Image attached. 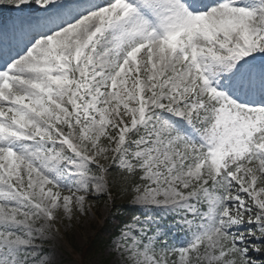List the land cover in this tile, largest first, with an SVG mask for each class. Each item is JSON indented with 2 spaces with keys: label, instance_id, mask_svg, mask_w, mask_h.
<instances>
[{
  "label": "snow or ice",
  "instance_id": "6c2138e0",
  "mask_svg": "<svg viewBox=\"0 0 264 264\" xmlns=\"http://www.w3.org/2000/svg\"><path fill=\"white\" fill-rule=\"evenodd\" d=\"M101 199L106 264H264V0H0V264Z\"/></svg>",
  "mask_w": 264,
  "mask_h": 264
},
{
  "label": "rangeland",
  "instance_id": "374dc122",
  "mask_svg": "<svg viewBox=\"0 0 264 264\" xmlns=\"http://www.w3.org/2000/svg\"><path fill=\"white\" fill-rule=\"evenodd\" d=\"M126 200H118L117 207L126 203ZM128 204L132 206L129 202ZM133 207V206H132ZM111 204L101 199L89 209L87 216H76L71 221H63L61 224V239L55 242L56 255L59 264H106L112 257L109 253L110 243L100 248L94 255L82 259L80 250L84 248L88 239L98 229L102 222L110 217Z\"/></svg>",
  "mask_w": 264,
  "mask_h": 264
},
{
  "label": "trees",
  "instance_id": "16d2710c",
  "mask_svg": "<svg viewBox=\"0 0 264 264\" xmlns=\"http://www.w3.org/2000/svg\"><path fill=\"white\" fill-rule=\"evenodd\" d=\"M128 202L120 205L122 211L129 213L136 211L135 208L129 207ZM111 216L102 222L101 226L94 230L93 235L88 239L86 245L80 250V256L82 259H86L90 255H94L100 248L108 244L112 236L115 234V229L119 225V219L117 213L113 210L111 205Z\"/></svg>",
  "mask_w": 264,
  "mask_h": 264
}]
</instances>
